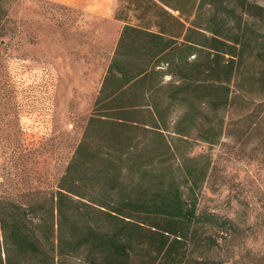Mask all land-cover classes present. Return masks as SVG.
Wrapping results in <instances>:
<instances>
[{"label": "rangeland", "instance_id": "rangeland-1", "mask_svg": "<svg viewBox=\"0 0 264 264\" xmlns=\"http://www.w3.org/2000/svg\"><path fill=\"white\" fill-rule=\"evenodd\" d=\"M78 1L85 7L93 4ZM212 1L223 3L224 11L226 5L235 7L229 24L233 26L237 19L246 32L238 44L240 58L234 56L240 64L229 83L226 106L215 113L202 100V104L168 110V146L164 144L160 157L155 152L158 143L143 146L144 138L129 155V140L117 141L115 135L121 132L126 139L129 128L96 123L91 135L94 147L83 155L86 164L80 175L88 190L100 183L97 190L102 192L109 165L103 155L108 147L129 192L140 166L157 181L164 177L169 184L176 179L185 195L191 194L186 171L205 169L195 192L199 209L230 218L237 227L232 237L220 239L226 264H264V0ZM0 4L5 12L0 22V202L35 207L30 224L35 242L45 245V224L49 234L54 229L64 241L82 242L88 223L110 226L111 211L81 204L83 213L74 226L75 218L58 216L57 191L95 109L124 22L153 30L164 24L177 31L172 15L179 18L180 11L151 0H119L115 13L107 16L57 0H0ZM161 5L171 14H161ZM177 5L183 4L178 1ZM215 9L212 4L203 9L196 20L198 31H204ZM193 39L203 38L195 33ZM182 50L180 57L195 59L188 49ZM175 79L177 75L166 74L164 82ZM142 115L139 119L146 118ZM208 137H215V142L206 141ZM153 159L159 165L151 171ZM136 218L142 217L137 214ZM146 227L142 235L149 234ZM9 235L0 229V263L6 264L10 257L20 264H52L50 257L42 261L38 255L20 252ZM89 250L87 244L77 253L63 255L62 261L57 258L56 264H158L164 260L148 254L146 248L121 259L106 251L93 258Z\"/></svg>", "mask_w": 264, "mask_h": 264}, {"label": "trees", "instance_id": "trees-1", "mask_svg": "<svg viewBox=\"0 0 264 264\" xmlns=\"http://www.w3.org/2000/svg\"><path fill=\"white\" fill-rule=\"evenodd\" d=\"M151 1L180 11L179 18L172 15L177 31H170L164 24L159 25L158 30L130 23L124 25L83 139L57 191L56 209L60 219L75 218L73 225L76 226L79 214L83 213L81 204L104 211L102 206L111 211L108 213L110 226L88 223L89 229L82 242H68L61 235L56 237L54 229L49 234L45 224L43 245L41 240L35 242L30 232L35 207L1 201L0 229L10 234L13 246L20 252L38 255L42 261L50 257L52 264H56L57 258L62 261L63 255L77 253L88 244L93 258L100 251H106L121 259L128 253L130 257L138 248H146L148 254L164 259L158 264H226L227 259L220 254V239L232 237L237 227L230 218L199 209L195 192L205 178V169L186 171L191 194L185 195L176 179L169 184L164 177L157 181L140 166L129 185L132 187L129 192L119 176V169L115 168L113 149L108 147L103 155L104 163L109 165L102 192L97 190L100 183L90 190L82 183L80 170L86 164L82 157L94 147L91 135L96 123L129 128L126 139L121 132L115 133L117 141L129 140V155L139 148L144 138L143 146L158 143L155 152L160 157L164 144L168 146L165 134L168 110L190 103L202 104L205 100L209 110L219 113L229 101V83L240 64L234 56L240 58L242 48L238 49V44L246 36L239 20L236 19L233 26L229 24L231 14L237 9L226 5L224 11L223 3L212 0ZM178 1L183 5H177ZM209 4L216 8L203 28L211 33L210 36L196 28L197 17ZM162 5L161 14H171ZM188 5L190 9H187ZM3 12L0 4V22ZM191 16L194 18L189 20ZM195 33L203 39L194 40ZM184 48L190 51L189 55H196L194 60L179 56ZM227 54L229 59L225 58ZM166 74H175L178 79L165 83ZM142 114L145 119H139L138 115ZM215 140V137L206 138L208 142ZM158 165V160L153 159L148 170L154 171ZM103 192H106L105 196ZM119 194L124 197L117 199ZM137 214L142 218H136ZM146 224V230L150 232L142 235L141 229ZM142 236L144 239H140ZM6 264L20 263L12 262L9 257Z\"/></svg>", "mask_w": 264, "mask_h": 264}, {"label": "crops", "instance_id": "crops-1", "mask_svg": "<svg viewBox=\"0 0 264 264\" xmlns=\"http://www.w3.org/2000/svg\"><path fill=\"white\" fill-rule=\"evenodd\" d=\"M62 4L69 5L73 8L77 9H84L87 8V10L92 12H98L100 14H103L105 16L107 15H113L115 13L116 7L119 3V0H92L93 4L91 7H85L81 1L78 0H57ZM126 23L124 22V25ZM123 25V27H124Z\"/></svg>", "mask_w": 264, "mask_h": 264}]
</instances>
